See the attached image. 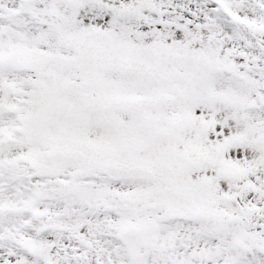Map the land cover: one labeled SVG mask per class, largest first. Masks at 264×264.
Wrapping results in <instances>:
<instances>
[{
	"label": "snow or ice",
	"instance_id": "snow-or-ice-1",
	"mask_svg": "<svg viewBox=\"0 0 264 264\" xmlns=\"http://www.w3.org/2000/svg\"><path fill=\"white\" fill-rule=\"evenodd\" d=\"M0 264H264V0H0Z\"/></svg>",
	"mask_w": 264,
	"mask_h": 264
}]
</instances>
